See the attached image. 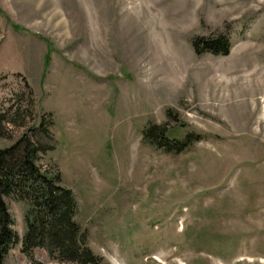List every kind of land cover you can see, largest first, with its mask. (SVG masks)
Here are the masks:
<instances>
[{"label":"rangeland","instance_id":"rangeland-1","mask_svg":"<svg viewBox=\"0 0 264 264\" xmlns=\"http://www.w3.org/2000/svg\"><path fill=\"white\" fill-rule=\"evenodd\" d=\"M224 36L225 56L192 41ZM51 122L58 172L98 264H264V0H0V111ZM200 138L168 153L142 138ZM14 142L23 129L8 126ZM12 229L23 204L7 202ZM3 264H58L19 241Z\"/></svg>","mask_w":264,"mask_h":264},{"label":"trees","instance_id":"trees-1","mask_svg":"<svg viewBox=\"0 0 264 264\" xmlns=\"http://www.w3.org/2000/svg\"><path fill=\"white\" fill-rule=\"evenodd\" d=\"M195 54L207 51L225 56L229 44L224 36L193 40ZM24 94L10 101L0 111V139L11 140L8 126L24 132L7 147L0 148V264L9 250L19 241L20 253L32 259L34 249L45 251L49 259L58 264H98L100 258L86 245V238L74 222L75 200L71 191L60 184V175L41 169L40 156L50 148L48 144L32 139L35 130L44 139H51V122L43 117L34 121L35 99L27 81L21 77ZM142 138L150 145L168 153H179L200 137L186 135L182 140L169 138L163 125H149L142 131ZM23 204L24 230L21 238L12 229L13 220L7 202Z\"/></svg>","mask_w":264,"mask_h":264}]
</instances>
